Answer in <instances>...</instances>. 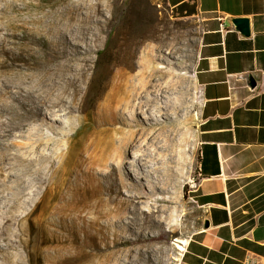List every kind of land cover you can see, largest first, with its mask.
<instances>
[{
  "label": "bare ground",
  "instance_id": "6f19581e",
  "mask_svg": "<svg viewBox=\"0 0 264 264\" xmlns=\"http://www.w3.org/2000/svg\"><path fill=\"white\" fill-rule=\"evenodd\" d=\"M82 1L0 0V264H23L22 250L29 264L151 261L145 231L154 219L138 206L147 193L136 184L151 173L142 138L156 134L164 112L154 102L169 83L155 80L150 28L137 40L109 18L111 56L94 55L110 32L100 0ZM126 149L133 157L123 161ZM112 156L119 165L108 164ZM126 164L128 184L119 177ZM132 232L139 236L123 238ZM134 240L140 245L122 247Z\"/></svg>",
  "mask_w": 264,
  "mask_h": 264
},
{
  "label": "crops",
  "instance_id": "0c3cea01",
  "mask_svg": "<svg viewBox=\"0 0 264 264\" xmlns=\"http://www.w3.org/2000/svg\"><path fill=\"white\" fill-rule=\"evenodd\" d=\"M167 2L176 18L194 22L199 31L195 197L204 214L181 264H243L250 253L264 257V0ZM239 16L250 19L249 36L234 25Z\"/></svg>",
  "mask_w": 264,
  "mask_h": 264
},
{
  "label": "rangeland",
  "instance_id": "374dc122",
  "mask_svg": "<svg viewBox=\"0 0 264 264\" xmlns=\"http://www.w3.org/2000/svg\"><path fill=\"white\" fill-rule=\"evenodd\" d=\"M57 1L60 2V6H63L75 0ZM96 1L84 0L82 2L88 4ZM114 1H118L117 9H113L112 5L106 7L108 0H100L104 6L103 25H108L107 19L109 18L122 21L137 40L140 39L145 29L150 28L154 64L158 67L155 80L169 83L168 90L158 95L154 102L160 111L164 112L158 121L155 119L156 123H152L153 128L157 129L156 134L142 138L143 149L150 153L151 173L148 176L143 175L144 177L138 180L136 192L147 193L143 198L145 201L139 202L138 206L150 210L154 219L150 228L145 231V235L152 237L148 242L151 251L150 264H181L184 250L179 249L177 245L179 241L188 240L198 228L203 226L204 214L203 208L199 206L195 197L198 182L197 158L202 105L201 88L195 73L199 31L194 22L176 18L167 0ZM97 25L100 26L98 23ZM108 26L109 36L105 33L100 52L97 53L98 55L94 53L96 56H101L104 63L109 60L112 53L110 43L116 24L110 23ZM145 46V41L137 45L136 56L140 64L137 70L142 68ZM160 65L166 67L160 68ZM160 69H166V77ZM139 119L142 123L146 122L143 113L140 114ZM148 125L142 124V127ZM76 139L77 136L74 137V141ZM132 154L130 149L122 150V157L126 158L123 161L131 160ZM109 160L108 164L114 162L115 165H119L118 161H115L117 157L112 156ZM107 167L105 166V169ZM131 170V165L126 164V168L119 173L123 183H129L127 173L133 175ZM60 173L61 176L59 175L60 178H58L61 180L64 174ZM20 212L25 211L21 209ZM9 227L11 230L8 233L11 234L12 230L18 232L15 225ZM137 236L139 234L132 232L124 234L123 238ZM0 243H5L2 237H0ZM140 243V240H134L126 242L122 247H136ZM185 245L186 243L183 245L184 248ZM10 251L15 252L16 250L10 248ZM22 252L23 264H29L27 252L25 250Z\"/></svg>",
  "mask_w": 264,
  "mask_h": 264
},
{
  "label": "water",
  "instance_id": "95a60500",
  "mask_svg": "<svg viewBox=\"0 0 264 264\" xmlns=\"http://www.w3.org/2000/svg\"><path fill=\"white\" fill-rule=\"evenodd\" d=\"M232 21L242 35L249 36L251 34L250 19L248 17H245V16L234 17ZM250 80L252 81L254 85L255 79L253 76H250ZM209 225H210V222L206 220L204 222V227L207 228L209 227Z\"/></svg>",
  "mask_w": 264,
  "mask_h": 264
},
{
  "label": "built area",
  "instance_id": "2783aa9c",
  "mask_svg": "<svg viewBox=\"0 0 264 264\" xmlns=\"http://www.w3.org/2000/svg\"><path fill=\"white\" fill-rule=\"evenodd\" d=\"M243 264H264V257L255 253H250L246 256Z\"/></svg>",
  "mask_w": 264,
  "mask_h": 264
}]
</instances>
